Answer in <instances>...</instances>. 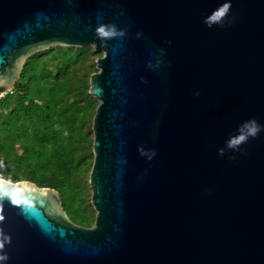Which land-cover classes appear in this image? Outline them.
Returning a JSON list of instances; mask_svg holds the SVG:
<instances>
[{
    "label": "water",
    "instance_id": "1",
    "mask_svg": "<svg viewBox=\"0 0 264 264\" xmlns=\"http://www.w3.org/2000/svg\"><path fill=\"white\" fill-rule=\"evenodd\" d=\"M55 47L103 54L95 224L0 177L4 264H264V0H0V98ZM251 120L261 131L229 148Z\"/></svg>",
    "mask_w": 264,
    "mask_h": 264
},
{
    "label": "trees",
    "instance_id": "2",
    "mask_svg": "<svg viewBox=\"0 0 264 264\" xmlns=\"http://www.w3.org/2000/svg\"><path fill=\"white\" fill-rule=\"evenodd\" d=\"M61 49L51 48L28 59L14 86L19 96L13 106L7 99L0 101V174L14 183L30 181L57 190L68 217L82 226L89 221L92 206L85 207L80 199L83 206L79 210L73 199L82 197L78 177L94 159L91 121L96 114L95 99L84 77L73 83L67 67L58 65L55 73L43 63L53 52L73 55L74 48ZM77 50L85 57L91 49ZM19 145L22 153L17 151Z\"/></svg>",
    "mask_w": 264,
    "mask_h": 264
},
{
    "label": "rangeland",
    "instance_id": "3",
    "mask_svg": "<svg viewBox=\"0 0 264 264\" xmlns=\"http://www.w3.org/2000/svg\"><path fill=\"white\" fill-rule=\"evenodd\" d=\"M62 48L61 51L64 52L67 48H74V52L73 55H70L69 57L65 56L63 53H59V52H53L51 54H49L48 56H45L43 58V63L46 65V67L50 70H54L55 73L57 72V67L58 65L62 66V67H67V71L73 81V83L75 82V79L77 80L78 78H82L84 77L87 80V86H89V90H90V78L94 73L98 72L97 69V60L103 57L102 53H97L95 52L93 47H88L91 50L89 51V54H87L85 57L84 55L80 54V52L77 50V47H59ZM80 54V55H79ZM79 55V57L81 59H78L77 56ZM25 84V83H23ZM19 96L18 94V87L13 88L11 91L3 94L0 98V101L3 99H7L8 100V105H10L11 107L13 106V102L14 100ZM10 97V98H9ZM11 97H13L11 99ZM82 97L79 98V100ZM94 99V98H93ZM74 100H78L74 99ZM95 102L92 103V108L93 110H97L99 102L95 99ZM96 113V112H95ZM95 116H93L94 119ZM93 119L91 121V123H93ZM91 139L94 140V133L92 131L91 133ZM17 151L19 153L23 152V148L21 145H19L17 147ZM93 152V151H92ZM93 163H94V159L91 160V164H87L85 166H83L82 168V174L81 176L78 177V180L80 181L81 185H82V189H83V195H80L82 197H74V205L75 207L79 210L82 209V201L85 207H88L89 205L92 206L91 204V198H92V189L90 187L89 184V178H90V173L92 171V167H93ZM3 175L0 174V177H2ZM4 179H7L9 181L12 182L11 178H5L4 176L2 177ZM82 199V201L80 200ZM92 214L91 217L89 219V221L86 223V225H82L83 227L86 228H90L93 227L95 224V219H96V211L92 206ZM77 225H79L78 223H76Z\"/></svg>",
    "mask_w": 264,
    "mask_h": 264
},
{
    "label": "clouds",
    "instance_id": "4",
    "mask_svg": "<svg viewBox=\"0 0 264 264\" xmlns=\"http://www.w3.org/2000/svg\"><path fill=\"white\" fill-rule=\"evenodd\" d=\"M98 35L123 36L124 33L122 31L117 32L115 26H109V31H105L103 27L98 29ZM244 130H247L246 134L244 133ZM260 131H261V126L255 120L247 121L244 123V125L241 126V134L237 138L230 139L227 142V146L234 151H238L239 150L238 144L240 142H244L247 138L254 137ZM139 151L141 155L146 156L147 159L149 160L153 159L156 155L155 150H145L141 148ZM220 154L223 155V149L220 150ZM0 247H2V245H0ZM6 260H7L6 255H0V264H4Z\"/></svg>",
    "mask_w": 264,
    "mask_h": 264
}]
</instances>
